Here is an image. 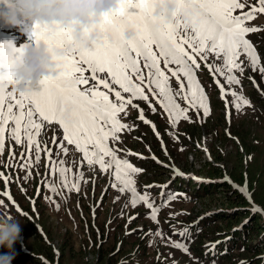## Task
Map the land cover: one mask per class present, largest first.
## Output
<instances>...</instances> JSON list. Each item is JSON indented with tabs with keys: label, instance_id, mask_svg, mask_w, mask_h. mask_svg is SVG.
<instances>
[{
	"label": "snow or ice",
	"instance_id": "6c2138e0",
	"mask_svg": "<svg viewBox=\"0 0 264 264\" xmlns=\"http://www.w3.org/2000/svg\"><path fill=\"white\" fill-rule=\"evenodd\" d=\"M163 3L165 0H123L117 12L102 21L101 31L109 38L104 46H92L86 51L72 50L61 61L60 77L42 80L39 90L28 95L17 97L8 91L22 62L23 48L11 42L0 44V157L5 152L6 141L13 144L6 167L11 168L13 161L19 159L16 167L25 172L24 181L32 178L33 168L37 169L36 174L42 175L40 183L44 189L65 201L69 197L64 192L79 194L81 186L89 183L85 168L94 174L98 169L108 177V187L119 193L113 202L125 197L121 218L125 209L143 206L149 210L146 218L159 225L160 212L184 194L167 193V184L144 185L143 192L138 189L137 177L144 169L134 166L127 157H144L120 147L123 134H130L137 127L135 121H128L131 111L136 110V119L151 126L167 155L156 124L146 118V110L138 102H144L152 115L166 116L171 129L167 135L178 139L176 130L182 121L203 123L211 114L210 97L198 72L206 69L211 74L229 124L233 109L240 114L252 107L243 94L241 77L245 68L258 71L264 78V63L247 38L249 34L264 31L252 24L259 16H264V0H176L177 12L171 22L155 17V8ZM130 9L136 11L130 12ZM126 31L134 34L132 40L123 39ZM29 42L43 43L50 49L68 48L72 44L71 33L50 34L40 27L34 28ZM173 78L177 87L172 86ZM252 83L264 95V87L255 80ZM157 105L162 110L159 113ZM45 124L58 125L62 136H53L50 142L39 139ZM226 135L231 138L228 129ZM15 146L22 148L19 157ZM204 151L207 152V148ZM42 153L45 158L43 174L39 172ZM151 159L170 168L174 176L185 175L178 168L163 164L155 155ZM0 178H4L7 186L9 181L3 171H0ZM224 180L238 187L226 174ZM151 188L161 189L159 204L148 191ZM238 190L252 203L246 179ZM36 194H41L40 189ZM0 196L13 201L7 191ZM43 198L56 203L46 194ZM32 203L34 205L35 201ZM0 206H6L4 199H0ZM16 208L20 211L18 205ZM251 210L261 212L254 204ZM177 215L173 213L171 218ZM92 216L95 220V208ZM135 219V216L128 217L125 235L135 231L128 230V224ZM171 229L173 235L181 239L165 237L159 227L155 232L142 234L159 238L162 243L191 255L184 242L190 239V227L184 226L177 232L172 225ZM206 247L214 251L216 245Z\"/></svg>",
	"mask_w": 264,
	"mask_h": 264
},
{
	"label": "rangeland",
	"instance_id": "374dc122",
	"mask_svg": "<svg viewBox=\"0 0 264 264\" xmlns=\"http://www.w3.org/2000/svg\"><path fill=\"white\" fill-rule=\"evenodd\" d=\"M252 24L264 29V16H259ZM256 34V36L255 33L250 34L251 38L248 39L255 46L261 57V62L264 63V31H259ZM14 39L19 40L20 44L23 43L18 33ZM248 73L261 87H264V78L261 77V74L258 71L253 72L250 68H245L243 77H241L243 94L251 101L252 107L245 108L240 114H236L233 109L229 124L225 119L224 103L219 99V90L211 74L206 69L198 72V77L210 97L211 114L203 123L182 121L176 130L181 136L178 139H173L167 135L171 129L167 126L166 116L152 115L144 102H138L141 107L145 108L146 118L156 124L157 131H159L167 148V155L161 150L156 135L148 128L149 125L142 124L143 127L138 124L143 123L136 119L138 112L136 110L131 111L128 121H135L138 133L133 130L130 134H123V144L120 147L128 150L136 149L137 151L141 149L142 152L148 154V150H144L145 144L143 142L145 141L159 160L170 162L171 159L183 171L204 177L207 182H215L207 185L198 184L199 189L191 183H185V187L180 192H174L184 195L171 202L165 211L159 215V225L146 218L147 212L142 206L135 209H125L124 216L121 218L120 213L125 197H121L118 202L114 203V197L119 193L109 188L108 185L105 186L107 192L105 206L101 202L99 204L96 198L105 191L102 189L105 176L99 173L98 169L94 174L87 172L85 168L86 179L89 180V183L81 186L79 194L64 192L63 194L69 197L65 201L60 196L53 195L44 189L40 183L42 175L36 174L37 169L33 168L32 178L24 181L25 172L19 171V174L16 168L15 187L11 191L14 202L11 203L6 197L0 196V199L5 200L6 205L0 206V215L15 217L21 221L23 226L20 239L22 241L18 239L13 251L19 248L33 259L25 257L23 263L14 259L12 264L39 262L36 258H43L42 261L47 264L49 259L44 257H52L49 264H174V262L175 264H222V257L206 255L204 252L207 248L206 245H209L211 241L230 235L233 230L239 229L241 223L247 219L241 214V211H235V207L239 206L235 203V197L241 196L245 200L247 199L238 190L239 187L244 186L245 179L252 201L249 203L247 199L245 208L252 211L254 204L261 209V212L251 215L258 217V221L263 227L254 236L248 235L249 232L243 227L242 233L238 236L241 240H238L237 237L236 241H233L231 238L229 249L232 248L231 255L233 253L238 255L237 258L231 257L233 264H238L244 258L249 261L242 264H259L258 261L260 260H256L257 256L264 254V95L254 86ZM172 86L177 87L174 78L172 79ZM39 88L38 85L36 90ZM8 91L12 92L10 85ZM157 109L158 113L162 111L159 110L158 105ZM190 115L194 117V114L190 113ZM226 129L231 132V138L226 135ZM138 135L141 136L142 141L136 139V137L139 138ZM53 136L61 137L62 129L56 124H45L39 139H48L50 142ZM50 146L55 147L54 145ZM12 147V142L6 141L3 156L7 154L9 156V149ZM181 148L184 150L180 151ZM205 148H207V152L204 151ZM21 151V146H15L17 157ZM209 154L211 159H209ZM17 160L19 161V159ZM141 160L143 161L134 162V166L140 163L139 167L144 169V173H141L144 175L138 176L137 180L147 181L146 179H148L147 184L152 182L162 184L168 180L167 174L158 169V164L148 158ZM15 165L17 164L15 163ZM39 172L41 174L45 172L43 153ZM99 174H101L100 178L103 176V182L99 188L95 184L93 191L94 184L91 181H95ZM223 174H228L232 183L238 187L234 188L232 184L223 182L225 181ZM5 176L7 177V174ZM37 189H40L41 192L39 196L36 194ZM44 190L46 191L44 192ZM231 191L235 192L232 193ZM45 194L56 203L45 200L43 198ZM33 201H35L34 205ZM90 202L93 203L92 210L93 208L96 209L97 217L94 220L95 227H92V231L89 229L86 231L90 215L85 209ZM78 203L79 207L77 206ZM57 204H59V209H57ZM17 205L20 211H17ZM223 211L228 214H223ZM20 212L24 217L21 216ZM173 213L179 215L172 219L171 214ZM133 214L139 216L135 215L136 219L128 224V230L130 231L133 227L135 231H131L130 235H125L128 217L134 216ZM198 222L196 227L192 228L194 225L191 227L190 239L184 241L188 244L191 255L184 254L182 251L162 243L159 238H150L148 235L142 234L150 231L155 232L159 227L165 237L170 236L173 240H179L180 237L171 236L172 225H175L176 230H179L185 225ZM36 233L40 234L43 239ZM41 245L45 248V253L38 250ZM51 248L54 249L56 255L57 249L60 251L58 262H55L56 256L52 255ZM7 251L6 248H0V255L6 254ZM247 251L252 252L251 257L256 259H248L249 253ZM261 258L262 256L258 257V259Z\"/></svg>",
	"mask_w": 264,
	"mask_h": 264
},
{
	"label": "clouds",
	"instance_id": "9594fccd",
	"mask_svg": "<svg viewBox=\"0 0 264 264\" xmlns=\"http://www.w3.org/2000/svg\"><path fill=\"white\" fill-rule=\"evenodd\" d=\"M123 0H3L0 24L15 28L28 37L40 27L50 34L57 31L71 33L68 48L50 49L45 44L29 41L23 44V59L17 67L12 92L18 96L33 92L42 80L57 79L62 74L63 58L74 49L86 51L92 46L103 47L108 37L101 31L104 18L120 8ZM177 12L176 0H165L155 8V17L171 22ZM133 33L126 31L123 39L130 41ZM22 223L15 217L0 215V248L8 251L0 255V264H12L15 243L20 239Z\"/></svg>",
	"mask_w": 264,
	"mask_h": 264
},
{
	"label": "trees",
	"instance_id": "16d2710c",
	"mask_svg": "<svg viewBox=\"0 0 264 264\" xmlns=\"http://www.w3.org/2000/svg\"><path fill=\"white\" fill-rule=\"evenodd\" d=\"M228 187V186H226ZM225 187V188H226ZM207 188V187H206ZM232 193H234L235 191H231ZM235 203L239 206H236V210L235 211H241L242 215L246 216V218L248 219L246 222L242 223V228L240 229H236V230H233L232 233L230 235H227L225 236L224 238L226 240H223L221 241L218 245L217 243H213L216 245L215 247V253L217 254V256H220L222 257L221 260H222V264H233V261H232V256H235V258L238 257V255H234V253L231 255V252H232V248L230 247L229 249V241L230 239L232 238L233 241H236V238L242 233V229L243 227L249 232L248 235H251V236H254V234L260 232V230H262L261 228L263 227V225H261V223H259V218L258 217H255L251 215L250 211H248L245 207L247 201L244 199V197H239V196H236L235 197ZM241 206V207H240ZM238 207H240V209H237ZM223 214H228L227 212H224L223 211ZM251 216H250V215ZM231 215H234V214H231ZM254 217V218H252ZM252 218V219H251ZM91 227V225H89ZM92 228V227H91ZM41 239H43V237L40 236V234L36 233ZM233 237H235V239H233ZM95 239V238H94ZM219 239V238H218ZM238 240H241L240 237L237 238ZM237 240V241H238ZM15 245H17V243H15ZM38 247V246H37ZM38 250H40L41 252L45 253V248H43V246L41 245V248H39ZM16 251V252H15ZM14 251L15 253V260L19 263H23V261L26 259V258H30V259H33V257H30L29 255H27L26 253L22 252L21 250H19V248H16ZM51 252H52V255H54L53 253V250L51 248ZM213 252V251H212ZM248 252V251H247ZM249 253V257L248 259L252 260L254 259L255 257H251L252 256V252H248ZM47 256V255H46ZM262 256L261 259H258V257ZM18 257V258H16ZM26 257V258H25ZM59 257H60V251H59ZM46 259H49L48 261L51 262L52 260V257L51 258H47V257H44ZM39 260V262H36V261H33L32 264H46L45 262L42 261L41 258H36ZM256 259V258H255ZM98 260V258H97ZM256 260H260L258 262H260L259 264H264V255H259L257 256V259ZM249 260H247V258H244V260L238 262V264H242V263H246L248 262ZM257 262V263H258Z\"/></svg>",
	"mask_w": 264,
	"mask_h": 264
}]
</instances>
